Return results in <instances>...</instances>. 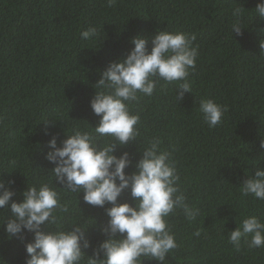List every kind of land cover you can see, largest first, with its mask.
I'll list each match as a JSON object with an SVG mask.
<instances>
[{
	"label": "trees",
	"instance_id": "obj_1",
	"mask_svg": "<svg viewBox=\"0 0 264 264\" xmlns=\"http://www.w3.org/2000/svg\"><path fill=\"white\" fill-rule=\"evenodd\" d=\"M259 2L117 0L109 8L105 0H0V176L15 181L13 199L22 200L27 181H46L53 167L44 158L50 139L44 134L45 121L58 146L66 138L62 127H95L99 117L90 107L92 85L109 63L125 56L138 35L148 39L150 51L159 30L181 31L195 36L199 53L195 70H190L192 92L178 101L176 84L161 81L153 96L141 95L132 105L140 115L141 136L117 147L116 154L135 153V161L140 144L159 136L162 147L172 151L181 190L201 210L191 223L179 210L168 218L178 247L165 264H264V248L249 249L242 242L236 250L228 243L229 232L247 216L264 221V201L240 191L257 163L264 168V52L259 47L264 18L254 16ZM236 7L245 8L242 35L231 30ZM90 26L100 37L81 40L80 33ZM207 99L228 108L222 123L211 129L199 111L200 101ZM13 160L15 168L9 166ZM62 198L78 203L75 194ZM78 201L81 221H95L85 233L94 247L104 239L101 229L108 217L104 208L84 203L83 193ZM119 202L132 204L130 193L125 191ZM77 213L70 205L62 223L67 226ZM10 215L0 209L5 222ZM24 237L23 242L8 239L0 225V264H25L24 244L33 235L26 232ZM82 250L92 255V247ZM143 264L157 262L145 259Z\"/></svg>",
	"mask_w": 264,
	"mask_h": 264
},
{
	"label": "clouds",
	"instance_id": "obj_2",
	"mask_svg": "<svg viewBox=\"0 0 264 264\" xmlns=\"http://www.w3.org/2000/svg\"><path fill=\"white\" fill-rule=\"evenodd\" d=\"M105 3L111 8L117 0H105ZM243 9L236 7L232 12L235 19L231 30L237 35H242ZM256 15L264 18V0L256 5ZM99 37L95 26L80 33L83 41L93 42ZM194 40V35L181 31L159 30L151 38L149 51L147 38L134 37L132 49L109 63L92 85L95 95L90 107L99 117L95 127L87 122L90 127L73 125L66 131L61 125L66 138L58 146L57 135L50 133V125L45 121L44 134L50 139L44 158L53 165L48 179L39 183L27 181L20 193L23 198L17 201L13 199L17 195L12 187L15 181H5L0 176V209L11 213L6 222L0 217L6 237L23 242L24 233L33 235L32 241L24 244L25 264H143L145 259L165 264L168 255L178 247L168 218L179 210L191 223L197 220L201 210L192 206L181 190L172 151L162 147L159 136L148 139L143 146L140 144L137 149L140 158L135 161V153L123 151L117 155L116 149L136 142L141 136L140 115L132 112V105L141 95L153 96L161 81L176 84L178 101L185 93L192 92L190 70H195L199 55ZM259 47L264 52V39ZM199 111L211 129L222 123L228 108L207 99L200 101ZM260 148L264 149V140ZM259 164L255 165L254 174L241 184L240 191L244 196L264 201V168ZM9 166L15 168L16 161H10ZM130 167L134 171L126 172ZM54 181L63 187H57ZM125 191L130 193L132 204L119 202ZM69 193L75 194L78 203L72 205L62 198ZM80 193L84 203L104 208L108 217L101 229L104 239L94 247L85 233L95 221L91 218L88 219L94 223L81 221ZM70 205L78 209L77 218L65 226L62 220ZM200 234V231L195 233ZM242 242L249 249L264 248V221L258 216H247L229 232L228 243L234 249L239 250ZM89 247H92L91 256L82 250Z\"/></svg>",
	"mask_w": 264,
	"mask_h": 264
}]
</instances>
